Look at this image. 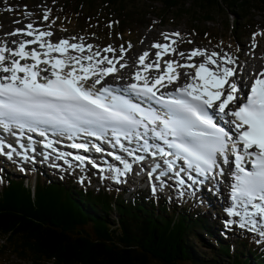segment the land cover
<instances>
[{
	"label": "snow or ice",
	"instance_id": "1",
	"mask_svg": "<svg viewBox=\"0 0 264 264\" xmlns=\"http://www.w3.org/2000/svg\"><path fill=\"white\" fill-rule=\"evenodd\" d=\"M50 15V11L45 12L43 20H49ZM20 34L33 39L19 43L15 50L7 45L0 46V73L6 74L0 76V126L19 137L16 140L19 150L13 143L0 140V155L9 160L19 157V161H15L18 164L34 163L35 156L29 153H35L37 149L22 142L25 130L39 132L41 137L49 130L57 135L83 133L102 138L111 133L115 144L129 156H134L136 161L145 159V156L135 155L140 150L150 152L152 157L159 156L163 167L157 162L147 171L152 192L155 194L170 186L179 197L191 195L205 181L222 176L223 169L218 160L222 157V163L228 164L231 155L234 157L235 183L231 185L232 203L225 209L229 217L225 226H238L264 238V70L254 74L251 84H238L231 78L238 75L239 66L227 52L208 54L206 49L199 48L187 54L178 52L175 46L182 34L162 33L167 42H156L151 46L158 50L155 58L146 64L151 53L145 51L138 57V65L143 68L133 73L135 82L116 89L103 82L119 71L116 64L127 51L123 45L120 46L122 55L110 58L102 56L100 51L93 52L92 44L71 43L69 39L53 43L46 39L52 37L53 32L40 30L33 23H27L24 29H16L8 35ZM187 42L192 43L191 40ZM34 44H39L44 51L26 50ZM70 50L81 55L62 58ZM85 51L90 54L83 55ZM103 52L115 53L116 49L109 45ZM6 53L13 58L9 60ZM53 53L59 56L53 57ZM166 55L183 57L185 63L169 59L164 61L165 67L161 71V61ZM204 56L206 62L198 65L191 62ZM29 59L33 62L21 63ZM105 63L109 66L101 67ZM120 67L127 65L121 64ZM180 68L194 69L195 72H184L186 81L173 91H161L180 80ZM152 69L160 75L149 78L147 72ZM97 85L101 87L97 88ZM245 87L247 92L241 98L240 93ZM117 91L134 94L138 100L116 94ZM229 105L233 107L229 108ZM218 117H231L226 123L234 127V132L226 129ZM13 129L21 131L17 134ZM150 135L166 147L151 143ZM122 137L135 140L137 147L125 148ZM31 139L28 137L29 141ZM44 147L53 149V143L48 141ZM71 148L87 151L89 145L72 143ZM95 151L103 152V149L97 146ZM66 157H73L78 162L88 161L100 172L106 171L87 156L59 153L58 158ZM115 159L123 161V168L109 169L115 175L102 178L115 179L119 183L133 165L120 155H115ZM65 162L70 164L67 159ZM178 162L186 167H178ZM20 170L25 169L21 167ZM193 173L202 179H197ZM153 178L159 187L152 182ZM169 181H172L171 185Z\"/></svg>",
	"mask_w": 264,
	"mask_h": 264
},
{
	"label": "trees",
	"instance_id": "2",
	"mask_svg": "<svg viewBox=\"0 0 264 264\" xmlns=\"http://www.w3.org/2000/svg\"><path fill=\"white\" fill-rule=\"evenodd\" d=\"M158 17L187 21L197 34L213 35L207 23L216 15L234 18L232 35L247 31L245 21L264 15V0H155ZM139 0H63L62 10L82 25L86 18L120 19V28L148 22L139 14ZM137 10H136V8ZM141 10V9H140ZM138 16V17H137ZM85 19V20H84ZM231 20L225 22L226 30ZM0 191V259L15 257L25 264H264V254H253L249 240L242 250L217 239L218 248L204 252L200 234L213 235L204 217L180 208L157 206L144 198L127 201L107 192L84 193L65 182H38L34 189L24 179H8ZM248 250L245 252L244 248ZM235 248V249H234ZM252 254L253 257L248 256ZM248 256V257H247Z\"/></svg>",
	"mask_w": 264,
	"mask_h": 264
},
{
	"label": "rangeland",
	"instance_id": "3",
	"mask_svg": "<svg viewBox=\"0 0 264 264\" xmlns=\"http://www.w3.org/2000/svg\"><path fill=\"white\" fill-rule=\"evenodd\" d=\"M55 1H57V0H46V1H44V0H0V20L2 21L1 29L3 31L9 32L10 30H12L14 28V23L17 20V17H18V14H17L18 8H16L17 7L16 4H18L20 9H22V4L21 3H24L25 5H27V4L29 5L30 4L31 6H29V7L32 8V10L35 12V17L37 18V16H39L38 12H40V14H44L45 12H47L45 10V8H41L40 7L41 5H43L44 3L47 4V5L48 4H52ZM139 1H143L144 4H145L143 7L141 5L139 6L140 9H141V13H144L146 10H148V12H149L147 16L144 15V19L148 20L150 22V24H153L154 18H157V16L155 14L157 13L158 9L161 6L160 3L158 1H155V0H139ZM13 12H15V13H13ZM152 13L154 14V16L149 17ZM25 15H27V14H25ZM139 17H141V16L139 15ZM167 17L171 18V15H168ZM232 17L233 16H231V15L227 16V14L216 15L214 17L215 24H213L212 22H208L207 23L208 27L211 28L213 35H216V34L223 35L222 42L220 41V43L215 44L216 47L218 48V52H220V53L227 52L229 55H230L231 51L233 52V51L237 50L238 46H237V44H235V43L232 44L230 42V39H229V35L230 34L227 33L226 30L223 29L222 25L224 24L225 21H227L229 19L231 21H233L234 18H232ZM253 18H254V21H255L254 25L257 26V29L264 30V15L256 13ZM165 19H167V18H165ZM156 22L159 23L160 21H156ZM172 22L173 21L170 20L168 22V24H170V25L173 24V26H167L166 25V27L165 26L164 27H162V26L159 27V25L155 24L153 27H151L149 29V25L142 26L141 36H140L139 40L143 38V41L142 42L138 41L139 43L136 44L135 46H133L134 50L136 51L135 52V56L137 54H139L141 51L147 50L149 48L150 42L156 40L158 37H161V33L163 31L180 32L183 35L184 28L187 29V23H186L187 21L180 22L178 24L180 26H175V24L172 23ZM254 30H255V28H254ZM62 32L66 33L65 31H62ZM59 36H67V35L66 34H62V35H59ZM190 37L194 38L193 36H190ZM198 41H200V40L198 39ZM248 41H249V37L242 42L245 45V47H246V42H248ZM209 43L210 42H208V44ZM198 47H200V46H198ZM200 48H209V47H200ZM9 167H10V169H12V171L10 172V174L12 175L11 177L19 178L18 176H16L17 175V173H16L17 169H14L6 161L0 160V174H1V171H3L5 168L9 169ZM39 170L41 171V169H39L38 167H31L29 169V172L31 173V172H36V171H39ZM42 171L47 176L46 169H44ZM92 171H94V170H92ZM54 175L58 176V173H55ZM89 176L93 177V178L87 184L91 185L92 189L98 190V187H101V188L102 187H106L107 188L108 185L110 187L114 186V185H112V181H110V180L106 181L105 183H102L99 180L97 181V179L94 176H92V175H89ZM65 177H71L72 179H77L71 173L69 175H65ZM37 179H39V181H43V182L47 181L44 177L42 179H41V177H38ZM37 179H35V177H31L29 179V182H26V184L29 185V186H32V185L35 184V181ZM86 181H88V180H86ZM118 189L121 190L122 188L120 187ZM125 197H129V194L126 193ZM207 206H208V203H207ZM203 208H206V207H203ZM219 219H220V222L217 221V225L219 227L223 228V226H222L223 223H222L221 217H219ZM223 231H226V230L223 229ZM202 236L205 238V241L208 243V246L206 244L205 245H201L202 251L207 252V251L211 250V247L213 245L217 247V245H215V243L211 241L212 239H214L213 237H211V236L208 237L205 234H202ZM232 237H234V236H232ZM0 238H1V242L3 244H6V240L3 237H0ZM234 238L236 239V237H234ZM229 242H234L236 247L237 246H241L237 241L230 240ZM4 259H5L4 257L2 259H0V264H4L3 263Z\"/></svg>",
	"mask_w": 264,
	"mask_h": 264
},
{
	"label": "bare ground",
	"instance_id": "4",
	"mask_svg": "<svg viewBox=\"0 0 264 264\" xmlns=\"http://www.w3.org/2000/svg\"><path fill=\"white\" fill-rule=\"evenodd\" d=\"M18 39L15 37V36H9L8 37V41H9V43H14V42H16ZM128 58L129 59H131L132 58V56H130V55H128ZM109 136V135H108ZM111 169H113V168H111ZM114 170V169H113ZM112 171V170H111ZM112 174L114 173V171H112L111 172Z\"/></svg>",
	"mask_w": 264,
	"mask_h": 264
}]
</instances>
